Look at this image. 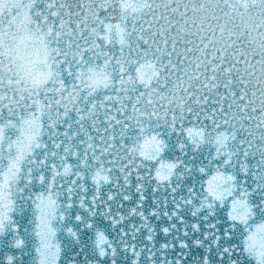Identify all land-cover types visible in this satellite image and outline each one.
Instances as JSON below:
<instances>
[{
    "label": "snow or ice",
    "instance_id": "6c2138e0",
    "mask_svg": "<svg viewBox=\"0 0 264 264\" xmlns=\"http://www.w3.org/2000/svg\"><path fill=\"white\" fill-rule=\"evenodd\" d=\"M0 264H264V0H0Z\"/></svg>",
    "mask_w": 264,
    "mask_h": 264
}]
</instances>
